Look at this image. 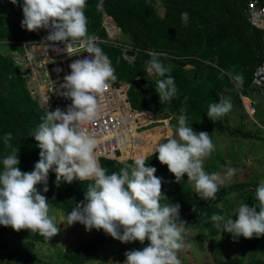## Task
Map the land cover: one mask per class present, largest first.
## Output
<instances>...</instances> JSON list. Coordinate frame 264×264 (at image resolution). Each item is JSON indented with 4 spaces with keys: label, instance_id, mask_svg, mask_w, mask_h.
I'll use <instances>...</instances> for the list:
<instances>
[{
    "label": "clouds",
    "instance_id": "1",
    "mask_svg": "<svg viewBox=\"0 0 264 264\" xmlns=\"http://www.w3.org/2000/svg\"><path fill=\"white\" fill-rule=\"evenodd\" d=\"M9 2L21 8L22 29H47L46 41L63 42L65 50L79 42L83 52L89 55L69 64L70 72L60 85L63 91L59 94L70 99L71 104L64 111L59 107L47 111L29 133L39 149L32 170L22 172L17 167V148H11L7 155L0 157V226L37 233L45 240L57 233L55 217L49 215L50 202L41 194L48 191L47 177L51 170L57 185L61 181L70 183L73 179L92 181L86 186L83 201L67 212V226L78 222L86 232L103 230L121 243L148 241L140 249L126 250L121 264H181L177 253L185 247L186 224L179 218V203H160L164 197L162 178L154 175L156 168L146 166L144 157H137L118 172L107 173L93 154L94 138L79 127L81 123L97 119V98L107 89L108 81L116 79L110 61L94 43L95 37L87 33L84 15L87 0ZM96 8L98 11L103 9V0H97ZM188 18L187 12L180 13L185 26ZM160 55H150L145 71L157 77L154 91L163 104L176 96L177 88L174 78L166 75L171 69L163 65ZM233 79L238 87L242 85L241 75L236 74ZM231 106L229 99L219 97L218 102L208 104L206 117L214 121L226 114ZM186 121L187 116L181 108L173 126L175 134L154 146L156 159L167 166L174 177L173 183H180L186 174L198 197L214 200L220 178L215 172L206 173L202 167V158L213 151L212 141L207 132L193 131ZM11 139L10 132L0 137L6 148ZM235 171L229 168L225 175L230 177ZM37 185L42 186L39 191ZM254 201L252 206L240 202L227 219L213 213L209 217L212 227L234 238L264 234V178L255 187Z\"/></svg>",
    "mask_w": 264,
    "mask_h": 264
},
{
    "label": "trees",
    "instance_id": "2",
    "mask_svg": "<svg viewBox=\"0 0 264 264\" xmlns=\"http://www.w3.org/2000/svg\"><path fill=\"white\" fill-rule=\"evenodd\" d=\"M249 0H103V9L96 8L97 0H87L84 15L87 18V32L91 35L106 36L102 28L104 13L111 16L123 34L128 36L132 48L137 50L134 64L128 63L119 48L102 45L101 49L111 60L116 80L130 84L128 99L133 109L149 111L158 117L174 115L177 119L180 109L187 116L186 123L193 131L226 132L229 126L221 117L210 120L206 117L207 106L218 102L219 97L231 94L239 100V94L248 96L254 90L252 79L261 63L263 49L261 45L263 33L253 28L247 15ZM156 4L164 10L160 15ZM13 4L9 0H0V42L10 40L34 39L33 31L20 26L21 19L13 20L10 11ZM188 13L185 26L180 20V13ZM146 51L162 53L159 59L163 65L170 67L166 75L174 78L177 88L176 96L170 101L160 104L154 89L155 80L144 79L142 66L149 60ZM192 66V69H185ZM23 71L17 67L7 55L0 51V137L4 133H12L9 147L0 140V157L7 155L11 148H17L22 171H31L38 159L39 149L36 141L29 136L45 115L39 103L29 96ZM239 74L243 83L239 87L233 76ZM146 76V75H145ZM145 81V85L140 80ZM157 79V78H156ZM132 161L127 164H131ZM99 164L107 173L118 172L126 163L101 158ZM146 166H154L162 178L161 193L164 196L160 203H179V218L188 230L197 231L195 238H210L220 234V230L212 227L209 217L213 214L224 216L221 205L226 196L232 192L253 188L257 184L237 183L220 188L215 199L203 200L194 195L188 184L186 174L180 183H173L174 177L167 166L160 164L156 154L145 161ZM55 174L49 170L47 177L48 191L43 194L50 202L49 211L57 209L67 214L77 202L83 201L87 184L92 181H78L59 185L54 183ZM42 186L37 185L38 191ZM6 226H0V237ZM97 230L91 239L79 243L75 248L63 253V261L68 264H90L101 255V263L105 264L113 252L106 251L107 238ZM17 238L45 243L43 236L27 230L17 231ZM264 246V245H263ZM140 246L123 245L119 253V261L124 260V252ZM217 264H243L238 258ZM247 264H264L261 258L253 256Z\"/></svg>",
    "mask_w": 264,
    "mask_h": 264
},
{
    "label": "rangeland",
    "instance_id": "3",
    "mask_svg": "<svg viewBox=\"0 0 264 264\" xmlns=\"http://www.w3.org/2000/svg\"><path fill=\"white\" fill-rule=\"evenodd\" d=\"M18 9L21 8L17 4L10 11L14 15V17L10 16L13 20L20 18V15L16 13ZM156 10L160 15H163L164 10L158 4H156ZM102 17L111 16L104 13ZM114 23L117 28L116 34L120 35V39L115 42L132 48L128 36L123 34L122 29L115 21ZM4 46H0V51H3V55H8L11 52V47ZM131 52L133 55H130ZM126 55L129 57L130 64H134L137 50L132 48V51L128 50L126 52ZM162 55L166 56L165 54ZM145 68L146 61L142 66L144 79L147 82L156 80L157 77L155 75L151 77L148 75L149 78L145 76ZM192 68V66H186L185 69ZM22 76L26 81L27 88L37 87L35 80L30 79L25 73ZM223 98L229 99L232 105L231 109L221 116L223 122L229 126V130L226 132L212 131L213 151L202 158V167L206 173L215 172L218 174L220 178L218 190L237 183L258 184L264 178V93L258 89H251L248 96L239 94V100L231 94H224ZM245 99H248L247 102L251 101L253 104L255 111L252 115L246 109L245 103L247 102H245ZM171 118L169 123L172 128V135H174L175 129L173 126L176 124V119L174 115H171ZM167 129H170V126ZM167 129L168 135L165 132V135L159 138V142L171 135ZM152 154H154V149L149 151L146 158H149ZM229 168L236 170L230 177L225 175ZM154 175H158L157 169ZM188 184L194 195H196L189 181ZM250 187L242 191L232 192L226 196L225 200L220 204L224 210L225 219L232 216L233 209L240 202H245L252 206L255 202V189ZM49 215L55 217L54 223L58 224V231L45 243L18 239L17 231L10 226L7 227L0 237V264H68L63 261V253L75 248L79 243L91 239L98 233L95 229L86 232L83 225L78 222L67 226L65 221L66 213L60 210L51 209ZM232 218L233 220L236 218L235 214ZM100 233L104 234L108 240L106 251L114 253V256L105 264H109L110 261L111 264H121L119 253L117 252L123 245L143 247L148 243L147 240L143 244L138 241L121 243L104 233L103 230ZM196 236L197 231L185 228V247L177 253L181 264H217L235 258L240 259L243 264H247L253 256L261 258L264 262V234L259 237L254 235L251 238L242 236L234 238L231 234L221 231L215 237L195 238ZM100 257L101 255L90 264L101 263Z\"/></svg>",
    "mask_w": 264,
    "mask_h": 264
},
{
    "label": "built area",
    "instance_id": "4",
    "mask_svg": "<svg viewBox=\"0 0 264 264\" xmlns=\"http://www.w3.org/2000/svg\"><path fill=\"white\" fill-rule=\"evenodd\" d=\"M16 13L22 19L21 9L16 10ZM247 15L251 26L263 33L262 60L254 72L252 86L264 93V0H249ZM101 26L106 36L92 35L95 37L94 43L100 48L102 45L119 48L123 58L130 63L126 52L132 51V48L115 42L120 39V35L116 34L114 20L111 17H105L102 19ZM33 32L34 39L3 41L1 44L11 47V52L7 56L17 67L24 70L23 73L36 81V88L27 89L29 96L39 103L42 111L46 113L57 107L64 111L71 104V100L59 94L63 91L60 88L63 77L70 72L68 66L72 61L89 54L83 52L84 49L79 42L73 43L65 50L63 42L46 41L44 38L47 35V29L41 28ZM103 53L114 69L108 55ZM146 53L150 59V55L155 52L146 51ZM148 75L151 77L155 74L146 72V77ZM129 91L130 84L123 80L108 81L107 89L97 98L99 108L97 119L79 125L85 134L94 138L93 154L98 161L104 158L127 164L137 157L147 159L146 155L159 143V138L165 135V132L167 134V127L170 126L171 129L169 123L173 118L171 115L164 118L149 111L133 109L128 99ZM245 106L252 115L255 111L252 102L245 103ZM117 153L120 154L119 157Z\"/></svg>",
    "mask_w": 264,
    "mask_h": 264
},
{
    "label": "water",
    "instance_id": "5",
    "mask_svg": "<svg viewBox=\"0 0 264 264\" xmlns=\"http://www.w3.org/2000/svg\"><path fill=\"white\" fill-rule=\"evenodd\" d=\"M130 55H133V53L131 52V53H130ZM140 83H141V84H143V85H145V84H146V83H145V81H144L143 79H142V80H140ZM116 155H117V157H119V156H120V154H119V153H117Z\"/></svg>",
    "mask_w": 264,
    "mask_h": 264
},
{
    "label": "crops",
    "instance_id": "6",
    "mask_svg": "<svg viewBox=\"0 0 264 264\" xmlns=\"http://www.w3.org/2000/svg\"><path fill=\"white\" fill-rule=\"evenodd\" d=\"M0 46H2V45H0ZM4 47H8V48H10L9 46H6V45H5ZM1 53L3 54V51H1ZM167 130L169 131V134L172 135V133H173V132H172V128H171V129H167Z\"/></svg>",
    "mask_w": 264,
    "mask_h": 264
},
{
    "label": "bare ground",
    "instance_id": "7",
    "mask_svg": "<svg viewBox=\"0 0 264 264\" xmlns=\"http://www.w3.org/2000/svg\"><path fill=\"white\" fill-rule=\"evenodd\" d=\"M3 42V41H2ZM0 45H1V42H0ZM248 99H245V102H247Z\"/></svg>",
    "mask_w": 264,
    "mask_h": 264
}]
</instances>
